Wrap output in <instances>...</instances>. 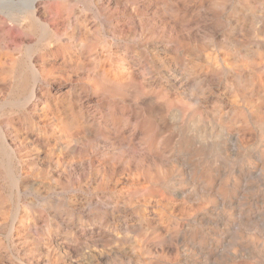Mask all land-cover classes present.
<instances>
[{
  "label": "rangeland",
  "instance_id": "obj_1",
  "mask_svg": "<svg viewBox=\"0 0 264 264\" xmlns=\"http://www.w3.org/2000/svg\"><path fill=\"white\" fill-rule=\"evenodd\" d=\"M0 264H264V0H1Z\"/></svg>",
  "mask_w": 264,
  "mask_h": 264
},
{
  "label": "bare ground",
  "instance_id": "obj_2",
  "mask_svg": "<svg viewBox=\"0 0 264 264\" xmlns=\"http://www.w3.org/2000/svg\"><path fill=\"white\" fill-rule=\"evenodd\" d=\"M1 1V0H0ZM30 1V0H29ZM34 1V0H33ZM43 1V0H42ZM62 1H64V0H62ZM66 1V0H65ZM70 1V0H69ZM46 2V1H45ZM57 2V1H56ZM59 2V1H58ZM61 2V1H60ZM11 3V2H10ZM14 3H16V2H14ZM34 3V2H33ZM67 3V2H66ZM221 3V2H220ZM13 5V4H12ZM27 5V4H26ZM8 6V5H7ZM225 6V5H224ZM11 7H13V6H11ZM24 7V6H23ZM218 7V6H217ZM219 7H221V6H219ZM239 7V6H238ZM25 8V7H24ZM28 8V7H27ZM38 8V7H37ZM212 8V7H211ZM243 8V7H242ZM241 8V9H242ZM16 9V8H15ZM31 9H32V7H31ZM92 9V8H91ZM221 9V8H220ZM219 9V10H220ZM18 10V9H17ZM236 10H237V8H236ZM8 11V10H7ZM15 11V10H14ZM23 11V10H22ZM22 11H20V12H22ZM33 11H35V10H33L32 9V13H33ZM41 11V10H40ZM215 11V10H214ZM1 12H2V10H1ZM8 12H10V11H8ZM16 12V11H15ZM28 12V11H27ZM30 13V12H29ZM40 13V12H39ZM38 13V14H39ZM22 14V13H21ZM28 14V13H27ZM42 14V13H41ZM8 15V14H7ZM29 16V15H28ZM32 16V15H31ZM230 16V15H229ZM37 17V16H36ZM39 17H40V15H39ZM38 17V18H39ZM46 17V16H45ZM32 18V17H31ZM55 18H56V16H55ZM34 19V18H33ZM33 19H31V20H33ZM35 20V19H34ZM46 20V19H45ZM53 20H55V19H53ZM66 20H67V17H66ZM35 22V21H34ZM38 22V21H37ZM48 23V22H47ZM220 25V24H219ZM17 26V25H16ZM37 26V25H36ZM50 26V25H49ZM42 27V26H41ZM45 29V28H44ZM47 29V28H46ZM47 35V34H46ZM44 39V38H43ZM37 40V39H36ZM34 45V44H33ZM122 54V53H121ZM34 75H35V77L37 76V72L34 70ZM237 76V75H236ZM37 78V77H36ZM34 84V83H33ZM32 87V86H31ZM30 93V92H29ZM31 95V94H30ZM107 141V140H106ZM95 159V158H94ZM148 231V230H147Z\"/></svg>",
  "mask_w": 264,
  "mask_h": 264
}]
</instances>
